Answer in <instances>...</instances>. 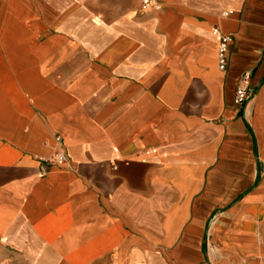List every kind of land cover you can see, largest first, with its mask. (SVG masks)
Returning a JSON list of instances; mask_svg holds the SVG:
<instances>
[{
    "label": "crops",
    "instance_id": "1",
    "mask_svg": "<svg viewBox=\"0 0 264 264\" xmlns=\"http://www.w3.org/2000/svg\"><path fill=\"white\" fill-rule=\"evenodd\" d=\"M144 1L0 0V264H264V0Z\"/></svg>",
    "mask_w": 264,
    "mask_h": 264
},
{
    "label": "built area",
    "instance_id": "2",
    "mask_svg": "<svg viewBox=\"0 0 264 264\" xmlns=\"http://www.w3.org/2000/svg\"><path fill=\"white\" fill-rule=\"evenodd\" d=\"M144 8L153 6L156 10H160L158 4H152L151 0H145ZM233 15L232 12L223 13V18H229ZM212 34L217 37V63L218 70L221 73H226L229 68V51L233 45V38L230 35L223 34L219 28H214ZM252 75L250 72H246L241 76L239 85L235 92L234 106L241 112L247 103L253 98V91L251 89ZM56 151L46 159H38L40 162V170L42 174L47 173L54 167H65L69 163V158L64 148L61 137H55Z\"/></svg>",
    "mask_w": 264,
    "mask_h": 264
}]
</instances>
